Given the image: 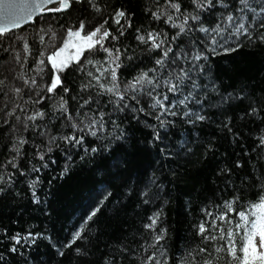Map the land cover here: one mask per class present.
I'll use <instances>...</instances> for the list:
<instances>
[{"label":"snow or ice","instance_id":"snow-or-ice-1","mask_svg":"<svg viewBox=\"0 0 264 264\" xmlns=\"http://www.w3.org/2000/svg\"><path fill=\"white\" fill-rule=\"evenodd\" d=\"M136 11L113 0H0V50L19 42L27 53L13 56L20 69L11 79L0 74V196H20L21 183L41 204L56 152L61 178L74 158L105 162L69 238L4 228L0 264H9L5 253L23 257L37 237L65 260L71 249L76 264H264V83L229 90L212 59L264 47V0H147L139 25ZM22 25L34 28L35 55L15 32ZM213 124L232 151L203 135ZM144 155L152 160L142 167ZM181 160L212 163L214 178L177 259L164 227L165 189ZM102 217L119 223L103 241Z\"/></svg>","mask_w":264,"mask_h":264},{"label":"trees","instance_id":"trees-1","mask_svg":"<svg viewBox=\"0 0 264 264\" xmlns=\"http://www.w3.org/2000/svg\"><path fill=\"white\" fill-rule=\"evenodd\" d=\"M113 3L124 4L127 7L137 9L134 17L137 25L144 21L143 8L147 0H113ZM76 15L73 14V20ZM57 30L59 31L58 27ZM15 32L17 35H22L28 39V42L33 45V54L35 55L36 49L40 45L38 42H33V26L28 25ZM49 44L50 41L46 38L45 46ZM17 52L20 53L21 57L27 56L19 42L14 45V49H9L8 52L0 50V74L9 76L10 79L15 74L10 70L13 68L20 69V65L13 60V56ZM212 59L214 61L213 74L229 90L237 81H244L253 86L264 83V47L248 46L236 53L213 57ZM32 61L33 57H28V61L24 65L26 78L33 75L31 71ZM73 79V76L68 77L69 82ZM17 83L20 82L17 81ZM2 103L3 98L0 97V104ZM218 118L214 117V119ZM202 132L206 137H220L219 130L214 124L203 128ZM136 138H141L139 130L136 131ZM5 139L0 137V144L5 142ZM218 143L220 144V152L232 151L228 141L223 137L219 138ZM54 158L57 160V164L52 165L45 172L44 183L38 190V195L42 200L41 204L32 201L31 193L27 191L26 184L21 183L16 185V190L21 192L20 196H16L14 193L0 196V232L4 228H7L12 234L17 232L27 234L29 230L33 232H45L47 230V235H52L61 242L69 238L68 229L79 218L89 198L98 189L96 169L105 162L81 161L74 158L75 163L69 173L61 178L59 171L63 167L64 158L59 152L54 154ZM151 160L152 156L144 155L141 159V166H146ZM170 166L177 171L178 176L172 178V182L166 185L165 191L170 195V199L165 207L164 227L168 229L167 244L169 249H179L175 252L178 259L185 246L192 240V225L200 215L199 208L203 207L201 202L205 201L206 198L211 199L212 180L214 178L213 164H194L181 160L173 162ZM254 193L255 190L248 193L249 199L254 197ZM101 219L103 222V241L116 234L119 223L115 220H109L107 217ZM3 247L0 245V251H3ZM21 251L24 253L23 257L5 253L9 264H25V258L27 264H62V262L63 264H76L75 254L72 253L71 249L66 250V254H71L70 261L65 260L56 254L55 249L46 239L39 237L36 238L35 244L25 245Z\"/></svg>","mask_w":264,"mask_h":264},{"label":"water","instance_id":"water-1","mask_svg":"<svg viewBox=\"0 0 264 264\" xmlns=\"http://www.w3.org/2000/svg\"><path fill=\"white\" fill-rule=\"evenodd\" d=\"M16 2L17 3H24V2H26V0H16ZM27 25H22V27L21 28H19V29H16V30H20V29H22V28H24V27H26ZM15 30V31H16Z\"/></svg>","mask_w":264,"mask_h":264},{"label":"bare ground","instance_id":"bare-ground-1","mask_svg":"<svg viewBox=\"0 0 264 264\" xmlns=\"http://www.w3.org/2000/svg\"><path fill=\"white\" fill-rule=\"evenodd\" d=\"M28 26V25H27Z\"/></svg>","mask_w":264,"mask_h":264}]
</instances>
